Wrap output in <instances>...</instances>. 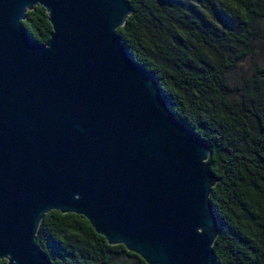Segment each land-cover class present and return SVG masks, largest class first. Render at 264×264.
<instances>
[{
    "label": "water",
    "instance_id": "1",
    "mask_svg": "<svg viewBox=\"0 0 264 264\" xmlns=\"http://www.w3.org/2000/svg\"><path fill=\"white\" fill-rule=\"evenodd\" d=\"M35 6L51 33L21 25ZM126 0H0V260L50 264L42 217H82L145 264H214L207 148L115 30Z\"/></svg>",
    "mask_w": 264,
    "mask_h": 264
},
{
    "label": "trees",
    "instance_id": "2",
    "mask_svg": "<svg viewBox=\"0 0 264 264\" xmlns=\"http://www.w3.org/2000/svg\"><path fill=\"white\" fill-rule=\"evenodd\" d=\"M126 2L131 13L115 30L120 43L207 148L214 264H264V58L234 75L264 50V0ZM21 25L36 44L47 42L42 8L26 12ZM34 245L50 264H145L74 214H45Z\"/></svg>",
    "mask_w": 264,
    "mask_h": 264
},
{
    "label": "rangeland",
    "instance_id": "3",
    "mask_svg": "<svg viewBox=\"0 0 264 264\" xmlns=\"http://www.w3.org/2000/svg\"><path fill=\"white\" fill-rule=\"evenodd\" d=\"M263 58H264V50L258 53L255 59L247 60L244 63H242V66L239 69H237V71H235L234 75L236 74L239 75L242 72H245L251 66L253 61L260 63L263 60ZM131 262H132L131 259L123 258L119 260H114L113 264H132Z\"/></svg>",
    "mask_w": 264,
    "mask_h": 264
}]
</instances>
